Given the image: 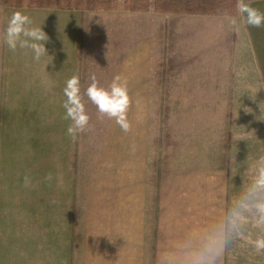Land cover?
Instances as JSON below:
<instances>
[{
  "label": "crops",
  "instance_id": "1",
  "mask_svg": "<svg viewBox=\"0 0 264 264\" xmlns=\"http://www.w3.org/2000/svg\"><path fill=\"white\" fill-rule=\"evenodd\" d=\"M245 3L264 13V0ZM16 11L48 37L38 61L32 49L13 51L5 42ZM235 18L233 27L216 16L0 6V264H191L244 196L242 176L255 162L172 174L157 188L149 223L153 72L237 82L221 88H255L257 75L264 89V25ZM76 74L82 95L92 75L105 88L118 76L131 98L130 131L108 119L89 166L80 134L67 133L63 107L66 81ZM227 255L226 246L216 264H228Z\"/></svg>",
  "mask_w": 264,
  "mask_h": 264
},
{
  "label": "rangeland",
  "instance_id": "2",
  "mask_svg": "<svg viewBox=\"0 0 264 264\" xmlns=\"http://www.w3.org/2000/svg\"><path fill=\"white\" fill-rule=\"evenodd\" d=\"M155 71L146 138L149 223L155 218L157 188L172 174L219 165L233 170L235 161L248 165L250 157L255 162L264 155V89L259 86L257 75L252 79L255 88H221V84L237 82L232 77L230 82L218 81V75L212 73L207 80H196L197 73L193 72ZM245 75L242 74V80ZM87 83L90 81H83V91ZM84 103L90 122L88 130L80 134L82 165L89 166L108 118L100 116L85 96ZM153 161L158 165L156 171L151 168ZM236 203L231 202L229 211ZM240 230L244 231V238L233 236L227 245L228 264H264V252L257 253L247 242L249 236L255 240L264 233L251 225H243Z\"/></svg>",
  "mask_w": 264,
  "mask_h": 264
},
{
  "label": "clouds",
  "instance_id": "3",
  "mask_svg": "<svg viewBox=\"0 0 264 264\" xmlns=\"http://www.w3.org/2000/svg\"><path fill=\"white\" fill-rule=\"evenodd\" d=\"M237 12L244 16L245 23L252 27L264 25V13L251 7L245 0H237ZM231 26H237L235 17H227ZM30 18L16 11L12 14L5 30V42L11 50L30 48L34 52V59L40 60L47 55L44 42L47 35L40 27H32ZM23 37V38H22ZM31 41V42H30ZM91 83L85 93L81 94L80 77L73 75L66 81L63 89L66 100L63 107L65 118L71 123L67 133L73 139L78 134L84 133L89 128L90 116L84 103V96L95 105L102 117L114 120L124 132L130 131L131 125L127 120L131 98L125 84L120 82V77H115L109 87L99 84L95 75L90 77ZM51 175L47 179H51ZM248 181L244 196L230 209L224 225L216 233L209 235L203 242L202 250L191 261V264H216V259L228 245L231 238H244L243 225H251L264 233V155L260 156L254 165L245 171L242 183ZM28 177H25V186L29 185ZM247 242L251 244L257 253L264 252V234L252 240L249 236Z\"/></svg>",
  "mask_w": 264,
  "mask_h": 264
},
{
  "label": "trees",
  "instance_id": "4",
  "mask_svg": "<svg viewBox=\"0 0 264 264\" xmlns=\"http://www.w3.org/2000/svg\"><path fill=\"white\" fill-rule=\"evenodd\" d=\"M236 5L237 0H0V6L16 9L151 11L157 14L216 17L237 16ZM166 140L170 141L171 138L167 137ZM157 167V162L153 161L152 170L156 171ZM153 176L157 174L153 173Z\"/></svg>",
  "mask_w": 264,
  "mask_h": 264
}]
</instances>
